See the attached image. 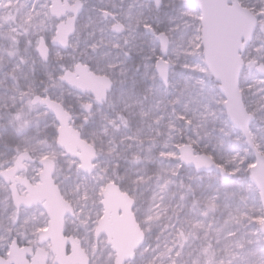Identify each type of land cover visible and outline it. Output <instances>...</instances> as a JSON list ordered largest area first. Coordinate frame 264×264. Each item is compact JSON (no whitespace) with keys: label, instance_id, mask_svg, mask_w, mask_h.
<instances>
[{"label":"snow or ice","instance_id":"obj_1","mask_svg":"<svg viewBox=\"0 0 264 264\" xmlns=\"http://www.w3.org/2000/svg\"><path fill=\"white\" fill-rule=\"evenodd\" d=\"M0 264H264V0H0Z\"/></svg>","mask_w":264,"mask_h":264}]
</instances>
